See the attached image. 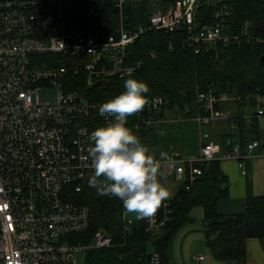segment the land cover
Listing matches in <instances>:
<instances>
[{
	"label": "built area",
	"instance_id": "obj_1",
	"mask_svg": "<svg viewBox=\"0 0 264 264\" xmlns=\"http://www.w3.org/2000/svg\"><path fill=\"white\" fill-rule=\"evenodd\" d=\"M80 1L0 0V264H78L80 251L115 245L105 229L85 238L90 212L78 195L93 173L88 151L94 121L112 119L99 114L112 97L98 99L94 86L135 71L128 47L141 34L149 29L172 36L180 32L182 46L196 53L210 44L239 41L228 31V0H172L150 15L147 28L136 29L129 28L126 0H114L119 13L115 33H83L73 16ZM49 87L55 89L54 100H41L40 92ZM197 93V154L185 156L170 146L160 161L162 180L177 175L188 181L186 189L202 174L201 161L233 160L244 174V161L260 147L252 139L242 152L230 139L224 145L213 140L205 128L230 117L217 104L235 98L226 92ZM164 104L161 95L151 96L143 110L128 118L141 140L143 129L165 121ZM250 116L258 117L264 129L261 97ZM260 150L264 153V147ZM169 200L151 220L141 219L146 231L157 233L170 220ZM121 218L125 236L137 219L124 208ZM146 254L147 264H161L157 252ZM192 258L199 262L204 255Z\"/></svg>",
	"mask_w": 264,
	"mask_h": 264
},
{
	"label": "trees",
	"instance_id": "obj_2",
	"mask_svg": "<svg viewBox=\"0 0 264 264\" xmlns=\"http://www.w3.org/2000/svg\"><path fill=\"white\" fill-rule=\"evenodd\" d=\"M167 2L172 0L155 3L126 0L124 12L129 28H147L150 15ZM228 3L231 11L228 31L240 34L241 41L210 44L196 53L193 48L182 46L180 32L172 36L164 30H146L128 47V63L137 65L135 71L96 83L94 88L98 99L106 100L120 94L125 90V80L136 78L148 83L149 97L161 95L164 98L163 114L170 111L173 115L193 118L197 111L198 91L226 92L235 97V110L231 113L223 102L217 104L216 108L230 113L229 118L219 119L227 121L228 129L224 133H212L211 138L222 145L230 139L232 145L238 144L242 152L252 139L260 142V149L264 147V129L259 118L248 117V111L255 109L258 97L264 105V61H261L264 56V0H228ZM114 4V0L80 1L73 9L80 30L83 33H115L119 13ZM170 37L174 38L173 41ZM151 52H155V57L150 55ZM105 124L95 120L94 129ZM127 124L133 129L132 123ZM232 124L234 129H231ZM151 132L154 128L142 131L144 134ZM148 143L153 155L159 158L163 152L157 147L156 139L148 140ZM220 161L217 158L201 161L202 174L189 189L184 187L188 181L182 178L175 196L169 200L173 210L170 220L157 233L146 231L143 222L136 220L124 236L121 201L98 196L96 189L87 183L78 199L89 208L90 227L86 237L77 236L91 239L97 230L105 229L113 236L115 245L86 251L85 264H147L149 256L146 253L151 251L159 254L161 264H170V239L180 226L191 220L189 212L196 205L203 208V236L213 255L228 264H243L246 261L245 240L264 237V194L243 199L241 211L220 212L218 200L229 196L228 176L221 170ZM121 240L122 244H119Z\"/></svg>",
	"mask_w": 264,
	"mask_h": 264
},
{
	"label": "clouds",
	"instance_id": "obj_3",
	"mask_svg": "<svg viewBox=\"0 0 264 264\" xmlns=\"http://www.w3.org/2000/svg\"><path fill=\"white\" fill-rule=\"evenodd\" d=\"M124 89L99 107L102 117L107 114L112 119L90 133L88 158L93 173L88 184L98 196L121 201L137 220H151L172 195L160 170L166 156L155 157L127 124L130 116L148 104V83L128 78Z\"/></svg>",
	"mask_w": 264,
	"mask_h": 264
},
{
	"label": "crops",
	"instance_id": "obj_4",
	"mask_svg": "<svg viewBox=\"0 0 264 264\" xmlns=\"http://www.w3.org/2000/svg\"><path fill=\"white\" fill-rule=\"evenodd\" d=\"M169 116L173 114L169 113ZM166 112L164 114L165 121ZM196 123V122H195ZM160 126L165 125L163 121ZM197 125V123H196ZM161 126V127H162ZM198 133L194 135V139L199 147V127L197 125ZM179 149H175L185 156L196 155L199 148L194 150L193 147H189L186 142H178ZM159 150L166 146H162V142L159 145ZM167 150L169 146L165 147ZM163 152V151H162ZM167 153V152H166ZM165 154V153H164ZM251 161V162H250ZM249 162L244 161V174L239 173V166L236 165L233 160L220 161V168L228 176L229 180V196L227 198L218 200L217 209L220 212L231 213L241 211L243 208V203L246 197L248 196H257L263 195L258 194V192H264V182L258 184V177H254L255 174V164L254 160ZM247 165V166H246ZM251 166V168H250ZM255 178V180H254ZM182 180V178H181ZM191 211V210H190ZM195 216H192L191 222L193 219H200L202 222L203 217V208H196ZM190 215V212H189ZM190 222H186L180 226L172 235L169 246H168V256L170 264H228L227 261L216 258L211 252L210 248L207 245L206 240L203 236V223L202 227L199 228L196 225H187ZM246 248V261L243 264H263L264 263V237H255L248 238L245 240ZM194 254H202L204 258L195 262L192 258Z\"/></svg>",
	"mask_w": 264,
	"mask_h": 264
},
{
	"label": "rangeland",
	"instance_id": "obj_5",
	"mask_svg": "<svg viewBox=\"0 0 264 264\" xmlns=\"http://www.w3.org/2000/svg\"><path fill=\"white\" fill-rule=\"evenodd\" d=\"M148 2L151 3H155L158 2V0H146ZM245 26H247V24H245ZM233 35H237L239 40L241 41V35L240 34H233ZM40 99L43 101H53L55 98V89L54 88H48L45 89L44 91L40 92ZM235 98V97H234ZM224 107H226V110H229L231 113L234 112L235 110V102L234 99H230L227 100L225 102L222 103ZM253 111H255V109H250L248 112L252 113ZM170 113V111H169ZM173 114V112L171 113ZM166 116H169L168 112H166ZM166 120L168 121H164L165 125H159L161 123H159L158 125L155 126L154 128V132H151L149 134L146 135V138L141 140L145 145L149 146L151 148V144L148 143V140H153L156 139V145L159 148L161 142H162V146L166 145L164 147L161 148V150L163 151V153L168 152V150L165 148L167 146H173V148L176 147V149L178 147V142H186L188 144L189 147H193L194 150H197L198 144L194 139V135H197L198 133V129H197V125L195 123V121L193 120L192 117H182L180 115H176L174 113L173 116H169L166 117ZM207 131H209L211 134L214 132H220V133H224L227 131L228 129V124L226 120H215L213 121L209 126H207L205 128ZM175 146V147H174ZM180 153V152H179ZM255 153L257 155H254L252 157H249L246 159V162H249L250 160H254V164H255V174L254 177H258V184H260V182H264V153L261 152L260 147L256 148ZM181 154V153H180ZM225 161V160H222ZM236 163V165L238 166L236 161H233ZM251 162V161H250ZM247 166V165H246ZM251 168V166H250ZM239 169V173L241 171V168ZM241 174V173H240ZM255 180V178H254ZM165 183L167 184V186L169 187L172 195L170 196L169 199H172L176 192H177V188H179V185L181 183V178L178 177L177 175L174 176V174L172 175H166L165 176ZM264 192H258V194H262ZM196 208H201V206L196 205L194 206L191 211H190V218H192V216H195V209ZM190 223L187 224L189 225H196L197 227L201 228L202 227V222L200 219H193L192 222L189 221ZM77 261L78 264H85L84 262V251H80L77 254Z\"/></svg>",
	"mask_w": 264,
	"mask_h": 264
},
{
	"label": "water",
	"instance_id": "obj_6",
	"mask_svg": "<svg viewBox=\"0 0 264 264\" xmlns=\"http://www.w3.org/2000/svg\"><path fill=\"white\" fill-rule=\"evenodd\" d=\"M261 61H262V62L264 61V56H261Z\"/></svg>",
	"mask_w": 264,
	"mask_h": 264
}]
</instances>
